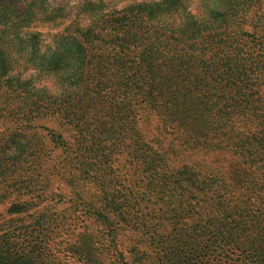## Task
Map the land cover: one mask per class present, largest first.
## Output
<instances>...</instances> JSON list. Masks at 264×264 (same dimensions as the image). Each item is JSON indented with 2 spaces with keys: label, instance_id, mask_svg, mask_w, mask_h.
Returning <instances> with one entry per match:
<instances>
[{
  "label": "trees",
  "instance_id": "trees-1",
  "mask_svg": "<svg viewBox=\"0 0 264 264\" xmlns=\"http://www.w3.org/2000/svg\"><path fill=\"white\" fill-rule=\"evenodd\" d=\"M103 1L80 8L87 22L75 19L62 27L63 9L53 0H0V206L8 205L6 213L16 216L11 222L24 216L37 222L44 217L40 203L53 192L55 176L65 182L60 193L94 209L103 222L135 225L116 207L106 211V197L99 205L86 202L73 171L95 129L120 124L127 131L137 120L146 126L154 117L158 167L164 171L155 200L165 210L158 211L160 226L149 228L142 240L154 244V254L141 253L129 234L124 236L129 244L107 245L108 260L98 261L93 253L84 257L74 245V262H61L54 252L62 251L52 242L57 232L44 225H0V264H264V166L254 160L257 151L264 152L254 139L264 136V69L259 65L264 59L250 58L247 67V58L237 57L236 69H206L204 13L190 11L196 0H132L108 11ZM236 1L235 46L242 52L251 44L260 56L264 38L246 43L243 28L249 26V4L264 0ZM253 26L264 30V23ZM213 35L215 46L226 43ZM208 113L225 119L229 132L242 138L230 152L235 163L222 171L225 179L217 185L216 178L205 177L199 161L181 158L204 153ZM237 124L256 145L242 137ZM62 132L71 133L73 142ZM215 191L235 193L234 205L207 203ZM206 206L218 211L222 225H234L222 232L235 242H224L211 261L207 244L198 242ZM163 221L180 227L168 231ZM161 231L167 238L158 242ZM180 233L189 242L178 241Z\"/></svg>",
  "mask_w": 264,
  "mask_h": 264
},
{
  "label": "rangeland",
  "instance_id": "rangeland-1",
  "mask_svg": "<svg viewBox=\"0 0 264 264\" xmlns=\"http://www.w3.org/2000/svg\"><path fill=\"white\" fill-rule=\"evenodd\" d=\"M130 1L132 0H104L102 5L104 10L108 11L106 9L110 10L109 7L120 9ZM199 1L200 7L197 8V0L196 2L193 1L190 11L193 14L204 13V26L207 27L203 39L206 69H236L237 57L247 58L244 63L247 67L250 66V63H253L250 58H260L259 61L264 59V51L262 55L257 56V54H261V51L253 52L251 44L241 48L242 52H239L235 46V28L231 27V24H235V8L238 3L236 0ZM88 2L97 3V0H53L55 7L63 9L62 27L74 22L75 19L87 22L88 19L80 8ZM247 8H242L248 10L246 18L249 20V26L243 28V40L249 43L255 38H264V30H256L253 26L264 23V4L258 5L252 2ZM78 13H80L79 16ZM231 14L233 17H231ZM211 27H215V29H210ZM215 32L219 39L225 40L227 46L226 43L215 46V42H213ZM219 58L220 63L215 65ZM259 65L261 69H264V62H260ZM205 96L208 100L213 98L209 92ZM210 114H207V147L204 149V153L195 157L184 156L183 158L181 156V158L184 161L190 159L199 161L204 167L205 177L216 178L215 184L217 185L225 179L222 171L225 172L231 163H235V158L232 156L235 154L231 155L230 152H235L237 144L242 138L235 132H229L231 126H224L227 122L225 119L220 118L219 121L211 118L212 114ZM146 123L145 126L141 123V120L140 123L137 120L132 129L127 131L120 124L116 127L108 124L105 127L100 126L95 129L92 136L86 141L87 143L84 144V147H87V153L80 156V165L76 169L73 168L75 170L72 177L78 191L82 193L84 199L86 198V202H94L99 205L98 200L106 197L110 202L106 211L112 212L110 208L115 209L114 207H116L120 209L121 215L123 213L125 216L128 215V219H132L135 225H124L123 223L111 225L112 222H103L94 209L80 204L77 198L66 194L67 192L60 193L57 189H62L61 184L63 185L65 182L59 181L55 176L51 177L53 192L40 203L44 217L40 216L37 222H33L31 218L24 216L11 222L10 219L16 216H10L6 213L8 205L0 206V225H44L49 231L57 232L59 237L52 242L56 244L55 248L57 247L58 251H62V254L54 252L57 258H61V262H74V259L70 257V251H73L74 245L82 252L84 257L93 253L98 256V261L108 260V252L105 251L104 253L107 245L111 242L118 244V246L129 244V240L124 238L125 235L129 234L133 244L139 245L141 253L148 251L154 254L152 248L154 244L149 247L147 243L150 244V242H142V240L146 239L143 233L149 228L157 229L161 224L158 211L159 209L164 211L165 208H163L162 202H157L155 199L160 195L157 183L164 171L159 170L158 167L159 156L155 139L157 122L152 117ZM237 127L238 132L248 143L256 145L257 141L262 145L259 147H264V136L254 137L249 134V137L253 136L256 140L249 139L253 141L251 143L246 139L242 128L238 124ZM142 130L146 131V137ZM62 137L66 140H72V142L75 139L71 133L65 132H62ZM71 146L76 145L72 143ZM247 146L241 147L242 152L248 149ZM254 160L259 165L264 166V152L257 151ZM65 165L67 164H63L62 167ZM48 172L51 174L55 170L52 168ZM163 199L166 200L167 197H163ZM208 199L207 203H219L220 207H224L226 202L234 205L235 193L226 195L223 191L210 192ZM213 211V208L206 206L203 222L201 223L205 231L203 230L202 239L198 240L201 247L205 248V244H207L208 254L211 257L209 258L210 261L222 252L224 242H226L225 244L235 242L233 237L231 239L230 237L225 238L222 232L226 226L232 229L234 225H222L221 215L218 214V211L216 213ZM169 217L168 214L167 219ZM217 225H220V227ZM161 227L171 231L174 228H179L180 225H169L166 224V221H163ZM213 228H218V230L215 231ZM131 229H137L139 235L135 234V231L131 232ZM162 233L163 231L159 232L160 235L156 238L158 242L167 238L165 237L167 235ZM180 234L181 240L177 238L178 241L189 242L187 235ZM171 237L174 238L175 236L172 235ZM201 247L199 248L203 251ZM203 255L207 258L205 254ZM128 256L127 254L126 257L128 258Z\"/></svg>",
  "mask_w": 264,
  "mask_h": 264
}]
</instances>
